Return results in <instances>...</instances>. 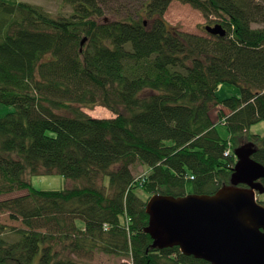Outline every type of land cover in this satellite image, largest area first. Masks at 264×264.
Returning <instances> with one entry per match:
<instances>
[{"label":"trees","instance_id":"trees-1","mask_svg":"<svg viewBox=\"0 0 264 264\" xmlns=\"http://www.w3.org/2000/svg\"><path fill=\"white\" fill-rule=\"evenodd\" d=\"M66 1L71 13L53 16L0 0V103L14 107L0 117V193L28 189L0 202L22 224L0 223V264H82L74 256L93 251L130 260L121 264H208L152 247L145 205L154 194H213L234 166L228 145L264 120V0H177L224 36L171 27L173 0L115 19L105 16L114 0ZM222 83L240 89L222 100L228 138L209 117ZM95 105L115 116L81 109ZM248 136L264 165V135ZM39 174L81 184L36 189Z\"/></svg>","mask_w":264,"mask_h":264},{"label":"water","instance_id":"water-1","mask_svg":"<svg viewBox=\"0 0 264 264\" xmlns=\"http://www.w3.org/2000/svg\"><path fill=\"white\" fill-rule=\"evenodd\" d=\"M204 30L225 35L220 23ZM255 151L254 142L234 148L228 183L213 194L150 196L144 232L151 246H177L182 254L208 264H264V204L257 201V194L264 193V165L252 158Z\"/></svg>","mask_w":264,"mask_h":264},{"label":"rangeland","instance_id":"rangeland-1","mask_svg":"<svg viewBox=\"0 0 264 264\" xmlns=\"http://www.w3.org/2000/svg\"><path fill=\"white\" fill-rule=\"evenodd\" d=\"M26 1L31 4L39 5L44 10L48 11L53 16L68 15L72 11V5L66 0H21ZM143 0H114L106 13V18H116V11L119 10L121 13L124 11H129L130 13H135L139 11L141 2ZM118 11V12H119ZM164 19L171 26L176 28L179 31L196 33L203 36L207 35V32L203 30L202 26L207 25L209 20L206 19L200 11L194 9L187 3H181L177 0H173L168 5L165 13ZM216 96L219 100V103L214 105L209 110V117L212 123H214L216 130L220 137L228 138V132L226 127L223 125V122H220L219 113L221 110L228 112V108L223 104L222 100L229 97H239L240 89L238 86L229 83H222L218 86L216 90ZM83 112L86 114L97 117V118H109L114 117L113 114L108 108L102 105H95L92 107H82ZM14 110L13 106L4 105L0 103V117L6 115L9 112ZM248 134H260L264 135V120L252 125L247 132V135L241 136L236 139V145H228L231 151L234 148L242 145L247 142L249 136ZM247 137V138H246ZM253 140V139H252ZM235 157V156H234ZM236 162V158H235ZM234 162V163H235ZM234 165V164H233ZM146 169L140 165H135L133 168V173L137 177L142 175ZM30 184L36 189L44 190H61L66 187H71L73 185L79 184V180H73L65 178L60 174H39L30 176ZM228 183V181H227ZM81 184V183H80ZM225 184V183H224ZM28 192V189H19L13 190L10 192L0 193V202L18 197ZM263 194H257V201L263 199ZM4 223L10 226L21 227L22 224L20 221H12L8 218V214L1 211L0 212V223ZM75 259L80 261L82 264H121L123 262H130L128 258H121L112 254H105L102 252H88L81 255V257L74 256Z\"/></svg>","mask_w":264,"mask_h":264},{"label":"built area","instance_id":"built-area-1","mask_svg":"<svg viewBox=\"0 0 264 264\" xmlns=\"http://www.w3.org/2000/svg\"><path fill=\"white\" fill-rule=\"evenodd\" d=\"M230 154H231V150H230V148H228V149H226V150L224 151V156H225V157H229ZM191 178H192V177H191Z\"/></svg>","mask_w":264,"mask_h":264}]
</instances>
